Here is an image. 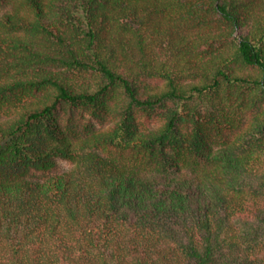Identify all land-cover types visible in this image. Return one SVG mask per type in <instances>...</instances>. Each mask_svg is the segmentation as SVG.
<instances>
[{"label":"trees","instance_id":"16d2710c","mask_svg":"<svg viewBox=\"0 0 264 264\" xmlns=\"http://www.w3.org/2000/svg\"><path fill=\"white\" fill-rule=\"evenodd\" d=\"M0 8V264H264V0Z\"/></svg>","mask_w":264,"mask_h":264},{"label":"rangeland","instance_id":"374dc122","mask_svg":"<svg viewBox=\"0 0 264 264\" xmlns=\"http://www.w3.org/2000/svg\"><path fill=\"white\" fill-rule=\"evenodd\" d=\"M5 10H8V8H5V9L0 8V17H1V14ZM58 117L61 123H63L64 125L68 124L69 120L75 117L76 120L78 121L79 127L82 128L84 131H86L88 127L95 126L96 128H100V127L109 126V123H108L109 121L102 122L97 117L92 115L90 112H87L84 110H75V111H69V112L62 110L58 113ZM140 121L144 127H156L162 124L161 119L155 118V117H148V116H141ZM59 165H60V170L68 169L71 167V164L69 162L65 160H61V159L59 160ZM42 175H43L42 172H38V171L33 172V176L41 177Z\"/></svg>","mask_w":264,"mask_h":264}]
</instances>
